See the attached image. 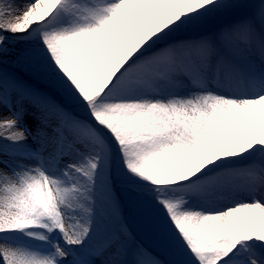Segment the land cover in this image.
Listing matches in <instances>:
<instances>
[{
  "label": "snow or ice",
  "instance_id": "obj_1",
  "mask_svg": "<svg viewBox=\"0 0 264 264\" xmlns=\"http://www.w3.org/2000/svg\"><path fill=\"white\" fill-rule=\"evenodd\" d=\"M0 264H264V0H0Z\"/></svg>",
  "mask_w": 264,
  "mask_h": 264
}]
</instances>
